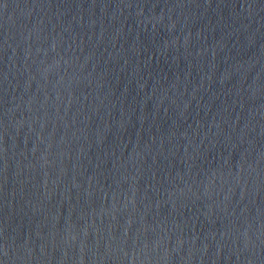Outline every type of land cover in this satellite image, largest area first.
<instances>
[{
	"label": "water",
	"instance_id": "95a60500",
	"mask_svg": "<svg viewBox=\"0 0 264 264\" xmlns=\"http://www.w3.org/2000/svg\"><path fill=\"white\" fill-rule=\"evenodd\" d=\"M0 264H264V0H0Z\"/></svg>",
	"mask_w": 264,
	"mask_h": 264
}]
</instances>
